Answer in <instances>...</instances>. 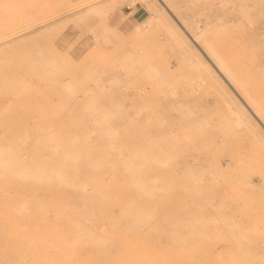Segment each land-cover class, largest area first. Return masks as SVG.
I'll list each match as a JSON object with an SVG mask.
<instances>
[{"label":"rangeland","instance_id":"obj_1","mask_svg":"<svg viewBox=\"0 0 264 264\" xmlns=\"http://www.w3.org/2000/svg\"><path fill=\"white\" fill-rule=\"evenodd\" d=\"M121 1L0 0V119L4 121L0 125V138L25 141L29 147L42 137L59 134L68 142V148L73 139H86L95 150V158L112 161L121 150L128 156L130 143L140 140L141 131L148 125L155 135L172 132L173 140L163 146L166 153L178 155L177 162L156 165L150 172L159 178L156 213L143 230L125 227L120 239L146 244L161 258L162 264H264V146L249 132L237 134L235 129H230L223 115L224 90L220 83L211 79L212 83L204 85L199 94L183 91L186 75L194 77L198 71L184 61L176 41L183 36L211 63L205 50L193 41L192 35L197 31L194 21L216 20L226 9L228 16L233 12L229 18L234 22L227 23L225 31L214 34L212 39L242 66L243 60L250 62L254 55L260 56L264 51L261 22L264 14L259 12L248 19L233 7L236 3L222 9L223 0H128L122 4ZM183 21H186L184 28ZM168 23L174 24L181 35L175 37L170 33L165 26ZM102 30L110 35V41L101 34ZM235 40L243 43L240 51ZM144 52L153 61L157 60L155 64L166 63L171 67L165 74L166 84L140 68L129 75L121 69L126 56L139 57ZM43 63L51 67H43ZM255 67L258 66L254 65L249 72L264 73V65L260 71ZM52 69H59L69 85L54 90L45 74ZM211 70L217 73L213 65ZM217 78L230 91L226 95L233 96L249 113L230 82L219 75ZM117 79L122 82L114 84ZM168 83L177 86L180 92L168 93ZM110 102L122 104V114L111 121L115 137L103 133L105 128L96 116L100 111L89 110L92 105L104 107ZM173 105L190 106L198 114L196 118L184 117L180 111L170 109ZM159 116L166 117L164 126L153 122ZM25 130L29 131L28 138L23 136ZM224 161L233 164L224 166L221 175L217 173L216 179L221 177V183L216 187L213 171L215 165ZM193 170L205 174L210 192L228 201L226 208L207 206L206 192L197 194L189 190V175ZM83 176L86 179L99 176L111 188L119 190L114 194L115 199L123 194L131 195L122 168L83 167ZM7 177L0 182V188L7 187L13 195L11 199L0 198V264H58L59 259L70 260L61 264H111L112 258L118 260L127 255L121 242L99 249L71 244L76 234L73 221L55 218L54 207L45 216L38 208V201L31 200H47L63 204L61 207L66 203L79 205L83 200L72 187L36 182L27 186L14 176ZM248 180L255 181L257 186L247 187ZM25 199L30 201V213L14 212L12 209ZM92 199L99 200L92 195L88 201ZM97 211L103 213L98 231L112 234L115 231L112 218L120 215L121 203L106 204ZM213 212L234 214L235 220L224 222L212 218ZM201 220L207 223V233H190L186 242L175 241L177 224L185 222L182 224L185 226L190 221ZM162 224L170 233L154 235L155 228ZM233 225L238 227L231 230ZM132 233L133 237L129 236ZM240 234L247 236L243 243L237 242ZM35 238L40 241L31 247L30 239ZM43 238L62 239L69 245L53 246L45 252ZM250 256L257 259L249 261ZM172 258L183 260L171 262Z\"/></svg>","mask_w":264,"mask_h":264},{"label":"bare ground","instance_id":"obj_2","mask_svg":"<svg viewBox=\"0 0 264 264\" xmlns=\"http://www.w3.org/2000/svg\"><path fill=\"white\" fill-rule=\"evenodd\" d=\"M126 1L128 0H122L121 4ZM130 1L137 2L145 0ZM223 2L221 4H224L222 9L225 8V5H227L228 8L231 4L236 3L237 5H234L233 7L241 10L243 15H245L244 17H247L248 19H253L252 17L254 14L259 12L262 16L264 14V0H223ZM224 10L217 16L216 20L203 22L201 18H197L194 21V23H197V31L192 35L193 41L205 50L211 63L206 62L201 55L198 54L196 48L191 44H188L183 36L176 38V41L182 50L181 54H183L184 61L198 71L197 75L194 77L186 75L183 91L191 93L197 92L199 94L204 85H207V83L210 84L209 82H211V79L220 83L221 88L224 90L223 95L225 106L223 109V115L228 121L230 129H235L237 134L240 132H249L264 146V75H262L264 73H257L258 71H256V73L249 72L250 69H253L252 67H254V65L258 66L255 68H259V71L261 70L260 66L264 65V51L260 56L254 55L250 62H245L243 60L242 66H238L237 58L235 59L236 61L232 60L225 52H223L224 50L222 51L217 47L212 39L214 34L220 31H225V27H228L226 24L234 22L233 18H229L233 12H229L231 14L228 16V12H224ZM232 10L234 11L235 9ZM258 19L260 18L258 17ZM263 19L261 21L262 23H264ZM183 22L184 23L181 22V25L184 28L186 21ZM165 26L175 37L181 35L179 34L180 31L177 30L174 24L168 23ZM103 32L105 31L102 30L101 34L110 41V35ZM255 37L258 38V36ZM238 40L233 42L237 43L238 46L236 47L239 50L240 48H243V43L240 42L241 40ZM245 46H247L246 42ZM253 46L256 45L253 44ZM259 46L257 48H259ZM147 54V52H144V54L139 57H134L133 55L126 56L122 59L123 64L121 65V69L126 71V74L129 75L135 68H140L144 73L157 79L161 84H166L167 81L165 74L171 71V67L165 65L166 63L155 64L154 62L157 60L155 59V61H153ZM212 65L216 68L217 73H213L211 70ZM42 66L46 68L51 67L44 63ZM45 74L54 90L62 89L69 85L68 82L62 79V73L59 69H52ZM216 74L221 78H226L228 80L227 82H230L229 84L235 88L234 90H237V94L239 93L245 106L249 108V113L251 112V115L238 100L233 96L228 97L226 95V93H229L230 91L223 82L217 78ZM121 82L120 79H117L114 84ZM167 85L169 86V89L167 90L168 93L177 95L178 92H180V89L177 86L170 85L169 83ZM142 91H144V89ZM191 108L192 107L190 106L173 105L170 109L180 111L184 117L196 118V114L198 113ZM89 110L100 111L98 113L100 115L96 116L100 117V126L105 128L103 133L108 137H115V130L112 127L111 121L113 118L122 114V104L118 102H110L104 107L92 105L89 107ZM155 118L156 121L153 122L157 123L158 126H164L167 123L165 116ZM0 121L1 125L4 121L1 119ZM23 136L24 138H28L29 131L25 130ZM174 136L175 135L172 132L168 131H161L156 135L152 134L151 127L148 125L141 131L139 136L140 140L130 143L129 153L127 154L128 156L123 155V151L121 150L119 153L120 155L112 161H104L95 158V150L87 144L86 139H73L68 148V142H66L64 137L59 134H50L42 137L34 145L29 147L25 144V141L20 143L17 140L12 141L11 138L3 141V139L0 138V182L4 181V177L9 175L14 176L15 179L27 186L32 182H36L45 185L57 184L61 187H72L80 194L81 200H83L79 205L66 203L65 207H61L63 204L58 205L51 201L31 198L32 201H38L39 207L36 206L45 216H47L49 209L54 207L57 210L55 218L73 221L76 227V234L72 239L71 244L77 243L78 245L91 247V249H99L121 242L123 243L122 246L127 250V255L118 260L112 258L110 260L111 264H162L161 258L157 256L154 250L147 247L146 244L138 243L134 239H127L124 242L120 239V233H123L122 231L125 227L131 230H143L148 221L154 217L157 206L155 197L157 196V189L159 188V178L154 177L150 172L156 165L168 166L174 165L177 162L178 155L170 154L169 151L166 153V149L163 146L167 141L170 143ZM232 164V162L224 161V164L215 165V172L213 171V173H215V179L217 178V173L219 175L222 174L221 170L224 166L228 167ZM83 167L99 169L102 167H110L116 170L122 168L127 175L125 182L132 189L131 195L125 197L123 194L119 196V199H115L114 194L120 191L116 188H111L99 176H94L90 179L84 178ZM189 179L191 183L188 187L191 192L197 194H200L203 191L204 193L206 192L205 200L207 206H213L218 209L226 208L228 201H226L224 196L210 192L211 187L206 183L205 174H201V171L193 170L189 175ZM220 180L221 177L216 179V187L220 186ZM246 185L247 187L254 189L257 186V183L253 180H248L246 181ZM18 189L19 188H17V190ZM12 195L13 192L8 190L7 187H5V189L0 188V198L11 199L10 196ZM92 195L99 198V200L92 199L89 202L88 199L91 198ZM119 202L121 203V213L119 216L112 218L115 224V231L112 234L99 232L98 227L100 223L98 222L103 220V213L98 212L97 209H104L106 204L110 206L111 204H118ZM30 209V201L25 199L20 200L12 210L17 214H28L30 213ZM211 217L220 219L224 222L235 220L234 214L228 215L222 212H213ZM172 220V217H170L169 222H172ZM152 222L150 223L152 224ZM182 224L186 223L183 222L176 225L175 241L177 243L186 242L187 235L190 233L201 235L207 233L208 230L205 220L190 221L189 224L185 226ZM237 227L238 225H233L230 226V229L235 230ZM154 231V235H156V232L163 234L165 231H168L170 233V231L164 227V224L158 228L156 227ZM133 234L134 233L129 236L133 237ZM209 235L213 236L212 234ZM246 237V235H238L236 237L238 240L237 242L243 243V239ZM30 240L31 242L29 243V241L25 239L31 247H35L34 243L40 241L39 238ZM41 242L43 243L45 252L53 246L62 247L64 244L65 246L69 245L66 244L67 241L64 242L62 239L58 238H43ZM141 244L145 246H141ZM146 247L150 249L151 252L147 250ZM256 259L255 256H250L248 258L249 261H255ZM182 260L183 259H170L171 262H180ZM69 261V259H59L57 263L61 264Z\"/></svg>","mask_w":264,"mask_h":264},{"label":"crops","instance_id":"obj_3","mask_svg":"<svg viewBox=\"0 0 264 264\" xmlns=\"http://www.w3.org/2000/svg\"><path fill=\"white\" fill-rule=\"evenodd\" d=\"M127 8H128V6H127Z\"/></svg>","mask_w":264,"mask_h":264}]
</instances>
